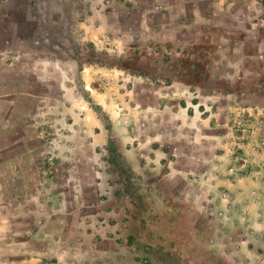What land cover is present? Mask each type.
I'll list each match as a JSON object with an SVG mask.
<instances>
[{
    "label": "rangeland",
    "instance_id": "1",
    "mask_svg": "<svg viewBox=\"0 0 264 264\" xmlns=\"http://www.w3.org/2000/svg\"><path fill=\"white\" fill-rule=\"evenodd\" d=\"M212 5L0 0L6 247L42 264H264V40Z\"/></svg>",
    "mask_w": 264,
    "mask_h": 264
},
{
    "label": "crops",
    "instance_id": "2",
    "mask_svg": "<svg viewBox=\"0 0 264 264\" xmlns=\"http://www.w3.org/2000/svg\"><path fill=\"white\" fill-rule=\"evenodd\" d=\"M243 1L245 0H222L224 6L220 7L217 10L215 6L212 5L207 8V14L231 16V14L240 13L243 16V19L241 20L242 23L239 24L240 27L235 26V23L226 20L222 24L224 26L220 27V29L226 31L235 27H238L239 30L244 31L255 29L257 32V35L255 37L258 40H264V0H247V5L244 4ZM159 4L160 3H158V5ZM186 25L190 24L187 23ZM191 25L194 27L193 23ZM260 70L264 71L261 68ZM250 144L251 143H249L248 145ZM13 218L14 217L10 215H5V217L3 216L2 218H0V264H42L41 258L35 257L33 254L31 255L28 251H23L20 254L19 251L16 252L15 250H12V248L10 249L6 247L12 246V242L8 240L9 235L7 232L11 230V225L8 222Z\"/></svg>",
    "mask_w": 264,
    "mask_h": 264
}]
</instances>
